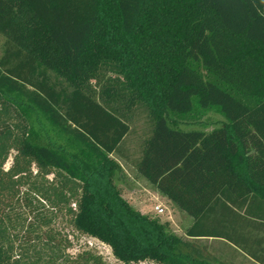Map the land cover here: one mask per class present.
I'll return each mask as SVG.
<instances>
[{
    "label": "trees",
    "instance_id": "trees-1",
    "mask_svg": "<svg viewBox=\"0 0 264 264\" xmlns=\"http://www.w3.org/2000/svg\"><path fill=\"white\" fill-rule=\"evenodd\" d=\"M0 33V264H108L64 254L60 213L125 263L264 264V0H0ZM212 109L210 130L174 123ZM120 159L192 219L183 235L120 196Z\"/></svg>",
    "mask_w": 264,
    "mask_h": 264
},
{
    "label": "rangeland",
    "instance_id": "rangeland-1",
    "mask_svg": "<svg viewBox=\"0 0 264 264\" xmlns=\"http://www.w3.org/2000/svg\"><path fill=\"white\" fill-rule=\"evenodd\" d=\"M5 37L0 33V57L4 50ZM145 114H139L135 117L132 123V133L128 136L127 147L131 153L132 159L137 155V145L141 137L147 131ZM195 115V114H192ZM32 121L34 126L41 134L50 133V137L58 144H68V136L66 132L49 127L50 131L44 130L46 125L45 120L41 119L39 115L33 114ZM223 116L215 109L203 113L201 119L192 116H181L178 121H174L175 125L180 128H204L210 130L213 127L223 124ZM46 129V128H45ZM71 147V146H70ZM71 150H75L73 147ZM135 151V152H134ZM12 162V156L6 162L5 167L8 168ZM119 169L117 170L114 183L119 191L120 196L127 201L135 210L140 211L142 214L147 215L161 223H168L169 229L176 235H183L189 218L183 212L174 206L167 199L150 185L143 177L139 176L134 167L131 159L129 162L124 159L119 160ZM52 178V176H50ZM259 192L261 189L256 188ZM161 205L164 208L163 214H158L155 211V206ZM53 227L56 231L60 232L62 239H68L71 246L64 251L66 256L75 257L84 250L90 249L94 253L101 255L108 264H154L150 261L130 262L125 263L116 258L113 254L111 247L101 241L100 239L87 234H80L74 231L70 226L68 217L63 213L58 214L53 218ZM203 243L209 245V251L215 254L221 263H229L231 248L225 246L223 242L215 240H204ZM231 264H256L249 260L242 254L236 255Z\"/></svg>",
    "mask_w": 264,
    "mask_h": 264
},
{
    "label": "built area",
    "instance_id": "built-area-1",
    "mask_svg": "<svg viewBox=\"0 0 264 264\" xmlns=\"http://www.w3.org/2000/svg\"><path fill=\"white\" fill-rule=\"evenodd\" d=\"M154 209L158 214L164 213V208L161 205H156Z\"/></svg>",
    "mask_w": 264,
    "mask_h": 264
},
{
    "label": "crops",
    "instance_id": "crops-1",
    "mask_svg": "<svg viewBox=\"0 0 264 264\" xmlns=\"http://www.w3.org/2000/svg\"><path fill=\"white\" fill-rule=\"evenodd\" d=\"M150 184V183H149ZM151 185V184H150ZM153 186V185H152ZM154 187V186H153ZM155 188V187H154ZM156 189V188H155ZM157 190V189H156ZM158 191V190H157ZM159 192V191H158ZM160 193V192H159ZM162 197H164V196H162ZM165 198V197H164ZM165 199H167V198H165ZM168 200V199H167ZM169 201V200H168ZM170 202V201H169ZM183 214H185L184 212H183ZM186 215V214H185ZM188 218H189V216L188 215H186ZM192 222V219L191 218H189V224ZM188 224V225H189ZM187 225V226H188Z\"/></svg>",
    "mask_w": 264,
    "mask_h": 264
}]
</instances>
